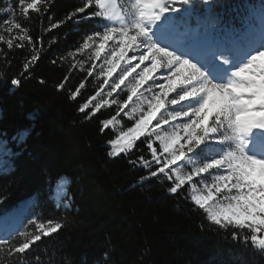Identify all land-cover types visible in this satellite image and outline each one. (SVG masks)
<instances>
[{
  "label": "snow or ice",
  "instance_id": "obj_1",
  "mask_svg": "<svg viewBox=\"0 0 264 264\" xmlns=\"http://www.w3.org/2000/svg\"><path fill=\"white\" fill-rule=\"evenodd\" d=\"M200 2L208 8L193 25L195 0H83L60 19L51 15L55 0H14L0 8V57L7 65L9 52H27L11 79L19 86L41 60L46 34L68 21H94L51 60L68 63L56 87L75 101L91 78L94 91L78 111L90 120L110 110L99 121L101 133H113L108 155L146 170L141 183L167 181V191L189 200L211 225L264 254V8L251 13L258 28L241 29L213 14L214 0ZM77 71L83 77L69 89ZM70 183L55 193V208L65 214L73 206ZM22 216H0V264H45L38 242L66 227L65 218L36 214L25 224Z\"/></svg>",
  "mask_w": 264,
  "mask_h": 264
},
{
  "label": "trees",
  "instance_id": "obj_2",
  "mask_svg": "<svg viewBox=\"0 0 264 264\" xmlns=\"http://www.w3.org/2000/svg\"><path fill=\"white\" fill-rule=\"evenodd\" d=\"M82 2L55 0L51 15L63 18ZM194 8L193 25L208 6L195 0ZM261 8L264 0H214L212 12L220 21L244 29L256 22L251 13ZM43 23H48L47 17ZM94 23L68 21L46 34L41 60L19 86L11 79L23 71L27 52H9L7 65L0 57V136L11 150L10 169L0 170V216L30 198L34 204L25 224L36 214L41 219L65 218L66 227L38 242L45 264H264V254L251 244L234 241L230 230L211 225L189 200L170 194L167 181L153 178L141 183L146 170L133 167L123 155H108L107 141L113 133H101L99 121L110 110L90 120L78 111L94 91L91 78L75 101L56 87L68 63L53 65L51 60L74 47ZM30 26L39 36L38 18ZM82 77L75 72L67 87L74 89ZM21 132L27 133L18 141ZM65 175L73 199L66 214L62 207L55 208L53 197Z\"/></svg>",
  "mask_w": 264,
  "mask_h": 264
},
{
  "label": "rangeland",
  "instance_id": "obj_3",
  "mask_svg": "<svg viewBox=\"0 0 264 264\" xmlns=\"http://www.w3.org/2000/svg\"><path fill=\"white\" fill-rule=\"evenodd\" d=\"M9 4H10V0H0V8H5ZM0 15H2V14H0ZM3 18H4V16H0V20H2ZM257 24H258V27H259L258 20H257ZM91 84L95 88V82L91 80ZM26 133L27 132H21L18 135V137H17L18 141L23 140L24 137L26 136ZM0 142H6V149H0V170H9L10 166H11V160H10L11 150H10V148L7 147V141L2 136H0ZM5 152H10V154H4ZM62 181H65V179L63 178ZM56 189H57V184H56V186L54 188V194H53V197H54L55 201L57 202V199H56V196H55ZM24 214H27V213L25 212Z\"/></svg>",
  "mask_w": 264,
  "mask_h": 264
},
{
  "label": "water",
  "instance_id": "obj_4",
  "mask_svg": "<svg viewBox=\"0 0 264 264\" xmlns=\"http://www.w3.org/2000/svg\"><path fill=\"white\" fill-rule=\"evenodd\" d=\"M63 177H65L66 179L69 180V177H68V176L65 175V176H63ZM33 204H34L33 200H32V199H28V200H26V201H21V202L18 204V208H23V207H24L26 213L29 214L30 211L32 210Z\"/></svg>",
  "mask_w": 264,
  "mask_h": 264
},
{
  "label": "bare ground",
  "instance_id": "obj_5",
  "mask_svg": "<svg viewBox=\"0 0 264 264\" xmlns=\"http://www.w3.org/2000/svg\"><path fill=\"white\" fill-rule=\"evenodd\" d=\"M65 179V181H62V179ZM67 181H68V179H66L65 177H62L59 181H58V183H57V189H58V187L60 186V185H62V184H66L67 183ZM68 186V185H67ZM57 189H56V191H57ZM18 213H23V216L21 217L22 219L24 218V216H25V208L23 207V208H17V209H15Z\"/></svg>",
  "mask_w": 264,
  "mask_h": 264
}]
</instances>
